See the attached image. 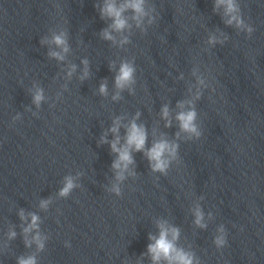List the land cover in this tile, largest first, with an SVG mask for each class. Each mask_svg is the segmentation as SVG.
Wrapping results in <instances>:
<instances>
[{
    "label": "clouds",
    "instance_id": "clouds-1",
    "mask_svg": "<svg viewBox=\"0 0 264 264\" xmlns=\"http://www.w3.org/2000/svg\"><path fill=\"white\" fill-rule=\"evenodd\" d=\"M148 4V0H103V3L98 6L99 16L102 20H110L111 23L108 27L101 30V37L104 40L111 41L113 44L118 43L122 47L130 43L129 36L123 35V33L130 31L133 24L135 27L140 28L142 32L146 33L147 28L144 26L145 20H147L149 26L157 22L155 6L152 5L149 7ZM222 5L224 6V16L227 17L224 23L228 26L235 27L238 31L246 33L248 37H251L255 29L243 18L239 0H215L213 10L215 11ZM114 33L121 34L119 41H117ZM226 40L227 36L221 32L219 37L215 34L210 35L208 37V44L215 46L218 43L224 44ZM51 43L59 50L50 51L49 56L58 61H64L66 54L70 51L67 33L63 31L54 33ZM82 63L84 64V70L80 77L81 80L86 79L89 75L87 60H83ZM109 67L110 70L114 68V63L110 64ZM75 71L76 65H70L67 73L68 77H71ZM114 83L117 91L112 97L113 100L120 99V93L125 89H128L130 92L134 91L133 85L136 84V67L134 61H121L114 78ZM197 83L207 87L204 79L201 77L197 78ZM99 93L104 96L107 95L108 89L106 81L100 84ZM202 95L203 93L197 90L193 99L179 101L177 103V107L181 109L175 116L179 128V131L175 134L177 139H179L181 133H185L186 138L190 141L198 140L202 136V130L197 123L198 114L194 103ZM44 98L43 89L36 87L33 93V103L39 107ZM138 116L139 113H137L136 118ZM136 118H133L126 126L123 143H121V137L119 135L121 127L120 117H117L113 121L112 127L108 130L113 134L114 138L108 141L107 133L101 137V143H108L112 153L116 155V159L112 162L111 167L115 171L117 183L113 184L111 191L117 195L121 194L119 182H122L126 178L125 173L133 176L136 174L134 169H130V166L135 165L133 152H142L149 162L151 171L162 175H167L172 162L179 160L180 145L167 138L162 137L154 140L151 146L147 147V130L144 125L136 123ZM161 118L165 120L166 128L172 126L168 105L162 107ZM75 187L74 178L72 176H66L64 186L61 188L59 195L66 197ZM49 203L50 200H42L40 207L46 209ZM194 215L195 224L201 228L206 227V224L203 222L204 213L199 206L195 208ZM29 216L31 217V222L23 228L25 246L31 247L35 243L37 250L43 251L46 237H42L39 232L40 218L35 213H29ZM20 218L21 220L26 219L23 210L20 212ZM157 227L159 229L158 236L149 234L148 237L151 242L147 245V254L150 256L152 264H199V260L194 253L185 251L178 246L177 241L180 235V229L178 227L171 226L164 220L158 221ZM34 230L35 234L29 240L28 234ZM8 236L9 239H14L16 232L10 231ZM214 244L217 249H221L227 244V232L223 226L218 229V235L214 239ZM17 264H38V261L35 255H28L27 257L20 256L17 258Z\"/></svg>",
    "mask_w": 264,
    "mask_h": 264
}]
</instances>
